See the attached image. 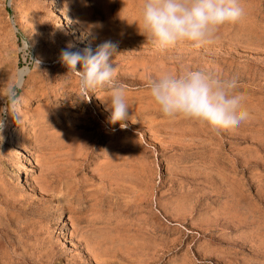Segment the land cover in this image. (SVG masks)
<instances>
[{
  "label": "rangeland",
  "instance_id": "rangeland-1",
  "mask_svg": "<svg viewBox=\"0 0 264 264\" xmlns=\"http://www.w3.org/2000/svg\"><path fill=\"white\" fill-rule=\"evenodd\" d=\"M241 3L214 43L159 51L141 0H0V104L25 72L0 141V264H264V0ZM105 41L126 127L59 59ZM187 69L238 76L250 119L216 134L162 116L147 78Z\"/></svg>",
  "mask_w": 264,
  "mask_h": 264
},
{
  "label": "clouds",
  "instance_id": "clouds-1",
  "mask_svg": "<svg viewBox=\"0 0 264 264\" xmlns=\"http://www.w3.org/2000/svg\"><path fill=\"white\" fill-rule=\"evenodd\" d=\"M245 15L241 0H141L139 21L134 23L155 49L165 51L184 42L195 47L212 44L221 27L238 23ZM71 47L62 50L59 57L66 74L78 78L82 96L89 98L98 89H110V96L103 101L110 112L109 122L126 127L130 108L125 86L116 82L115 46L105 41L95 52L71 51ZM238 85L236 75L225 79L201 69L164 72L149 76L145 82L162 116L190 120L216 134L250 119L246 95L236 91ZM20 87L19 82L11 86L6 103L0 104V141L7 119L19 122Z\"/></svg>",
  "mask_w": 264,
  "mask_h": 264
},
{
  "label": "bare ground",
  "instance_id": "bare-ground-1",
  "mask_svg": "<svg viewBox=\"0 0 264 264\" xmlns=\"http://www.w3.org/2000/svg\"><path fill=\"white\" fill-rule=\"evenodd\" d=\"M69 30L70 31H74L73 26H69ZM69 32V31H68ZM82 39V38H80ZM24 76H25V72L24 71H19L18 73V82L19 84L22 86L23 82H24ZM103 180V179H102ZM108 180V179H107ZM101 259V258H100Z\"/></svg>",
  "mask_w": 264,
  "mask_h": 264
}]
</instances>
